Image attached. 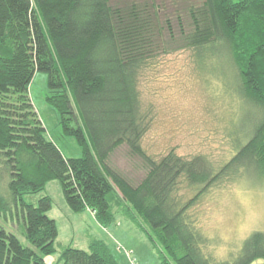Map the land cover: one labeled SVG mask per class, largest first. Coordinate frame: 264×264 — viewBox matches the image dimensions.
Segmentation results:
<instances>
[{"label":"trees","instance_id":"16d2710c","mask_svg":"<svg viewBox=\"0 0 264 264\" xmlns=\"http://www.w3.org/2000/svg\"><path fill=\"white\" fill-rule=\"evenodd\" d=\"M182 1L172 21L166 0H0V264H47L56 253L52 199L43 193L53 180L72 212L88 209L103 227L117 216L135 224L160 264L264 260V233L255 231L235 259L212 261L191 210L216 184L264 178V0ZM176 50L238 101L236 148L220 166L173 150L154 158L142 146L152 119L143 73ZM36 72L47 75L48 100L79 157H64L46 135L28 94ZM123 146L143 172L135 181L109 164ZM57 263L119 264L95 239L87 250L63 246Z\"/></svg>","mask_w":264,"mask_h":264},{"label":"rangeland","instance_id":"374dc122","mask_svg":"<svg viewBox=\"0 0 264 264\" xmlns=\"http://www.w3.org/2000/svg\"><path fill=\"white\" fill-rule=\"evenodd\" d=\"M169 1L166 0L167 13L174 21L181 12L183 1L179 0L178 5L177 2L172 5ZM140 93L144 111L148 110L152 116L151 125L142 139L147 154L154 158L170 150L184 158L202 154L215 166L222 165L230 158L236 148L232 129L239 113L238 101L217 77L198 73L188 52L176 50L160 56L153 67L144 71ZM28 94L48 138L64 157H79L80 147L73 137L62 134L59 114L48 100L51 94L45 73L34 74ZM109 164L134 181L143 173L136 168L137 160L127 154L124 146L112 153ZM183 187L180 189L182 195L192 196L194 190ZM43 193L52 199V208L47 215L56 219L60 235L54 243L56 253L46 256L45 261L58 264L57 258L62 248L59 241L70 234V226L76 235L80 234V224L76 217L61 215L60 206L64 198L58 181L48 182ZM191 210L197 215L208 239L207 253L204 251V254L212 261L233 260L253 232L264 233V178L256 181L240 176L216 184L195 201ZM126 221L120 219L121 226L132 227ZM88 224L92 229L98 228L93 221ZM107 232L115 236V231L110 228ZM16 233L19 240L25 243L18 227ZM103 236L109 243V238ZM133 236L132 231L124 237L127 244L123 248L131 250L140 264H160L157 253L146 243V238ZM74 244L80 246V243ZM123 257L119 261L126 264ZM262 262V259L255 261Z\"/></svg>","mask_w":264,"mask_h":264},{"label":"crops","instance_id":"0c3cea01","mask_svg":"<svg viewBox=\"0 0 264 264\" xmlns=\"http://www.w3.org/2000/svg\"><path fill=\"white\" fill-rule=\"evenodd\" d=\"M61 204L62 205L60 206V209H61L60 213H61L62 216L65 217V215H66L68 218L70 216L71 217L73 216V217L77 218V223L80 224V234L76 235L74 233L75 230H72L73 228L70 226V230H71L70 234L67 235L66 237L64 236V238L61 241H59V245H61L62 247L63 246H67V245H72V246H74L76 248L87 250L88 246H89V241L91 239H95V240L102 241L111 250L112 254L118 260L119 264H121L119 259H124L123 255L126 258V264H129L128 263V257L125 255V252L126 253H130V256L136 260L137 264H140V260L138 258H136V256L134 255V253H132L131 250H126V249L123 248V245L127 244V242L124 239V237H126V235H128V233H131L132 231L134 232L135 236H143V237L146 238L144 233L141 232L130 221H129L130 223L129 222L128 223L131 224L133 228L130 227V226L123 227V226H121L120 219H122L124 221L126 219L123 218L122 216L121 217L117 216L115 221L112 224H110L109 227H103L96 221V219L94 217V214L90 210L85 209L82 212L74 213L68 208L65 200H64V203L62 202ZM49 218H51V219H53L55 221V224H56V227H57L56 219L53 216L49 217ZM90 221H93L98 228H96V229L90 228V226L88 224V222H90ZM108 228H110L111 231H115V234H114L115 236L114 237L107 232ZM103 235H106V237L109 238L108 239L109 243L106 240L107 238H105V236H103ZM59 236H60L59 235V230L57 228L56 240L59 238ZM78 236L80 238L76 239ZM135 236H133L132 238H136ZM146 240H147L146 243H148L149 246L151 247V249L153 250L152 245L150 244L149 240L147 238H146ZM76 242H77V244L80 243V246H76V244H74ZM62 243H63V245H62ZM117 256H119V258Z\"/></svg>","mask_w":264,"mask_h":264},{"label":"built area","instance_id":"2783aa9c","mask_svg":"<svg viewBox=\"0 0 264 264\" xmlns=\"http://www.w3.org/2000/svg\"><path fill=\"white\" fill-rule=\"evenodd\" d=\"M125 255L128 257L129 264H137L136 260L130 256V253L125 252Z\"/></svg>","mask_w":264,"mask_h":264},{"label":"water","instance_id":"95a60500","mask_svg":"<svg viewBox=\"0 0 264 264\" xmlns=\"http://www.w3.org/2000/svg\"><path fill=\"white\" fill-rule=\"evenodd\" d=\"M254 264H264V262H262V263H254Z\"/></svg>","mask_w":264,"mask_h":264}]
</instances>
